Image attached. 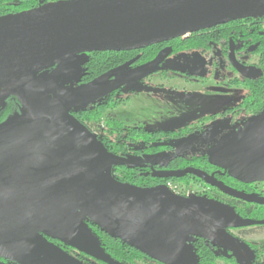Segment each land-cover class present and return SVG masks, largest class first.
<instances>
[{
    "label": "water",
    "instance_id": "1",
    "mask_svg": "<svg viewBox=\"0 0 264 264\" xmlns=\"http://www.w3.org/2000/svg\"><path fill=\"white\" fill-rule=\"evenodd\" d=\"M259 16L264 0H56L0 15V112L8 98L18 104L0 121V256L18 264H83L48 237L118 264L92 234L90 220L163 264H195L187 237L205 238L230 249L238 264H253L252 250L226 228L264 220L242 218L210 198L175 194L164 184L142 187L117 180L113 167L145 164L109 152L71 114L122 86L138 87L168 52L50 93L74 83L81 54L141 49ZM229 56L241 74L255 70L236 62L232 49ZM208 162L225 163L228 174L242 182L263 179L264 108ZM152 173L194 174L229 196L264 204V197L234 190L194 167Z\"/></svg>",
    "mask_w": 264,
    "mask_h": 264
},
{
    "label": "flooded vegetation",
    "instance_id": "2",
    "mask_svg": "<svg viewBox=\"0 0 264 264\" xmlns=\"http://www.w3.org/2000/svg\"><path fill=\"white\" fill-rule=\"evenodd\" d=\"M241 20H245V22H243L242 24H244L245 27L248 29L249 35L247 36L242 35L237 40L228 38L227 40L218 39L216 41H210L208 43L209 45L208 49L202 48V49H193V50L191 49L175 50L172 47H169L168 42L170 40L162 42V45L158 53L168 52V54L162 60L157 70L147 74L146 76L141 78L138 82H136L138 87L143 88L142 92L144 91L151 92V93L157 92L164 98L168 96L174 97L176 96V94H173L175 91L176 92L177 91L187 92L193 86L206 87L207 84L212 83L214 84L215 93L219 95H223V93L228 94L229 92H231V94H234V95L230 99V103L221 105L218 110H214L203 116H198L194 120L189 121L185 123L183 126L177 127V128H160V127L149 128V127H146L143 122H138L137 124L129 125L119 120L118 118L113 117L114 119L123 123V126L125 127L129 126V127L138 128L139 126H141L146 131H150V132L157 131V134L160 136L159 138H163L164 136H167V138H170V140L168 139V141L166 139H163L159 142H156V144H159L158 147H160V149H156L150 152H144L143 154H147V153L152 154V159H154L155 162L164 161L168 156L170 157L171 154H180V155L184 154L185 156H199L203 154H209V155L214 154L224 144H226L237 132L243 129L249 122H251L254 119V117H256L262 111L264 107L261 110H258L252 106V104L255 105L256 103H258L257 100L248 101V103L246 104L245 98L250 94L252 86L253 88L259 87V83H260L259 81L261 77L263 76V70L261 67V64H262L261 54L259 53V48L264 46V16L248 17V18H243ZM227 23H224V24H227ZM224 24H219V25H224ZM219 25H216V26H219ZM216 26H213V27H216ZM190 34L191 33L185 34L183 36H180V38H186ZM230 49L233 50L234 59L236 62L242 65H246V66H253L255 70L257 69L258 70L249 71L248 75H243L240 72H238L230 61V56H229ZM192 51L211 58L209 62L211 65V69L208 70L210 71L209 73L206 72V73H200L196 75L185 69L177 70L167 65H164L165 61L167 60L169 56L173 54H177L179 52H192ZM214 56H216L219 60L217 61ZM218 67L219 69H217L216 71V68ZM228 71H231V73H229ZM156 75L158 79H161L162 81L156 84H152V85L149 84L147 81ZM174 75H177V76H174ZM173 79L180 80L184 84V86L181 88H175V83L170 84L168 82ZM121 88H123V86ZM121 88L115 90V92L118 91L117 95L122 96V97L123 96L126 97L127 95H131V94L137 95L141 93V91L140 92H121L119 91L121 90ZM8 100L9 101L7 102L11 101L15 103L14 99L8 98ZM217 118L225 121V128L222 131L223 133L215 141H213L212 143H209L206 147L201 148V149L196 148L194 150L185 151L184 148L177 147V145L179 144L184 145V144H189L192 141H194L197 138V135H199V133L203 130L204 125L206 123L215 121ZM174 139H176V142H174ZM142 145H143L142 148L147 147L144 143H142ZM182 145H180V147ZM159 153H162V155ZM179 159H176L173 161L172 167L167 166L164 168L158 165L152 166V165L147 164L145 166L140 167V169L145 170L146 171L145 174H150L152 173V170H176V169H183L186 167H194V168H197V169H200L206 172L209 175H213V177L216 180L222 182L223 184H225L226 186L234 190L241 191L247 194H252L260 198L264 197V178L257 179L252 182H242V181H239L231 177L228 174V171L225 168V163L223 166L219 167V166L209 163L208 157H207L206 163H201L199 166H196L193 163L182 166L181 164L182 162H180ZM113 168L117 169V167H113ZM182 176H184L182 179L184 181L195 183L196 181L200 180L201 182H198V183H201L202 185L205 186V188L202 189L201 193L194 194L195 196L206 197V198H210V199L225 203L233 207L234 210L242 218L264 220V204L248 202V201H244V200L229 196L221 192L216 187L210 186L209 184L205 183L202 179L196 177L194 174L185 173ZM180 177H175V178H180ZM158 178H161V179L156 180L153 183V185H158V184L166 185L168 182L172 181L171 178H174V177H170V178L158 177ZM258 226H264V223L263 224H253L250 226H241V227H227L226 230L234 237L235 240H240V241L245 242L248 245V247L252 250V253L254 256L252 258L253 264H264V246L259 247L258 245H255V244H252L246 241L243 237H235L232 233V230H236V229L242 230L246 227H258ZM69 248L76 250L81 256L84 255V256H87L88 258H93L77 250L74 247L65 246V249H69ZM217 250L219 252L217 260L229 262L230 264H238L235 258L233 257L230 249L227 248L224 250L222 246H217ZM243 256L245 257L244 253H243ZM150 260L154 262H159L153 259H150ZM79 261L83 264H89V261L87 260H79ZM94 261L99 264H102L97 259H94Z\"/></svg>",
    "mask_w": 264,
    "mask_h": 264
},
{
    "label": "trees",
    "instance_id": "3",
    "mask_svg": "<svg viewBox=\"0 0 264 264\" xmlns=\"http://www.w3.org/2000/svg\"><path fill=\"white\" fill-rule=\"evenodd\" d=\"M56 1V0H0V15L20 12L39 5L42 2ZM245 20L236 19L229 21L227 24L219 25L216 27L204 29L198 32H192L186 38H176L168 42L169 47L175 50L181 49H202L209 48L208 43L210 41H216L218 39L227 40L238 39L242 35H249L248 29L244 24ZM162 42L156 43L145 48L129 50V51H92L80 55V59L76 64L78 77L74 81V87L87 83L96 77L111 71L117 70V73L126 71L136 66L145 64L152 60V58L159 52ZM261 54V67L263 70V76L260 79L259 87H251L250 94L245 98L246 104L248 101L257 100L258 103L252 106L255 109L261 110L264 107V46L259 48ZM132 85V84H130ZM142 87H129L126 91L121 88V92H139L142 91ZM117 92V93H116ZM113 91L100 99L88 103L81 108L71 110V114L82 124L86 121L98 120L103 111L107 108H112L118 104L127 101V98L117 95L118 91ZM15 100V99H14ZM9 101V100H7ZM7 107L0 112V121L4 120L9 114L18 109L17 101L7 102ZM107 129L103 133V137H99V141L103 146L111 153L129 158L131 161L140 164H149L152 166L172 167L173 161L179 159L182 162V166L193 163L199 166L201 163H206V158L209 154H203L199 156H185L180 154H171L164 161L155 162L152 159V154L144 152L154 151L160 149L159 142L163 139H168L167 136L159 138L157 131H146L141 126L129 127L123 126V123L114 118H108L105 121ZM173 138V137H171ZM178 141V140H177ZM176 142V139H174ZM142 143L147 147L142 148ZM164 145V144H163ZM162 155V153H159ZM120 171L117 180L122 182L131 183L138 186H152L156 180H160L158 176L153 173L145 174V170H141L140 167L127 168L126 166H116ZM174 167V166H173ZM184 176L180 178H171L172 180H182ZM163 181V180H162ZM188 185L189 181H185ZM201 182L200 180L196 181ZM92 234L96 240L99 241L101 247L105 253L118 264H126L127 261H132L135 258L146 257L145 254L140 252L130 241L120 238L118 234L109 232V228H101L98 224L86 220ZM112 233V234H111ZM187 242L190 244L195 258V264H215L218 258L217 243L211 242L202 237H187ZM49 242L57 244L59 242L56 239H50ZM61 249L64 250L65 246L72 247L70 245L59 242ZM65 245V246H64ZM64 248V249H63ZM66 250V249H65ZM103 264H109L105 261L99 260ZM0 264H18L8 258L0 256Z\"/></svg>",
    "mask_w": 264,
    "mask_h": 264
},
{
    "label": "rangeland",
    "instance_id": "4",
    "mask_svg": "<svg viewBox=\"0 0 264 264\" xmlns=\"http://www.w3.org/2000/svg\"><path fill=\"white\" fill-rule=\"evenodd\" d=\"M216 60L219 59L214 56ZM210 57L201 55L196 52H179L173 54L167 58L164 65H167L174 69H185L196 75L200 73H209L211 69ZM218 68H216L217 71ZM231 73V71H228ZM173 76V75H172ZM177 76V75H174ZM157 75L149 79L147 82L149 84H156L161 82ZM170 84L175 83V88H181L184 84L177 79L168 81ZM213 82V81H212ZM210 83V82H209ZM132 85L129 84V87ZM74 83L70 86L67 85L66 88H61L58 91H52L50 95L56 96L59 91L72 90ZM128 85L123 86V90L126 91ZM214 84H207L204 86H193L187 92L175 91L173 94L176 96H168L166 98L162 97L157 92H142L134 95H127L123 98H129L117 106L112 108H107L103 111L98 120L86 121L84 125L93 133L96 137H103V133L107 129L105 121L108 118H118L119 120L125 122L129 125L137 124L138 122H143L146 127L149 128H177L183 126L185 123L194 120L198 116H203L214 110H218L223 104L230 103V99L234 94L229 92L228 94L223 93L219 95L215 93ZM140 92V91H139ZM171 97V98H170ZM225 128V121L217 118L215 121L206 123L203 130L197 135V138L189 144H179L178 148H184L187 150H194L196 148H204L209 143L215 141L223 132ZM180 145H182L180 147ZM120 171L116 168L112 169V175L118 178ZM197 177V176H196ZM175 178V177H174ZM169 189L178 191L182 195H186L187 191L192 192V194H200L202 189L205 188L201 183H191L187 184L184 180H172L166 184ZM235 237H243L246 241L258 245L259 247L264 246V226L258 227H246L242 230H232ZM61 247L59 243L56 244ZM64 249V248H63ZM69 255L73 256L79 260H87L89 264H99L94 261L93 258H88L87 256H81L74 249H66ZM152 258L140 257L135 258L132 261H127L126 264H163L161 262H154L150 260ZM154 260V259H153ZM103 264V263H102ZM215 264H230L222 260H217Z\"/></svg>",
    "mask_w": 264,
    "mask_h": 264
},
{
    "label": "built area",
    "instance_id": "5",
    "mask_svg": "<svg viewBox=\"0 0 264 264\" xmlns=\"http://www.w3.org/2000/svg\"><path fill=\"white\" fill-rule=\"evenodd\" d=\"M170 190H171L173 193H175V194L182 195V194H180L178 191H174V190H172V189H170ZM190 195H193L192 192L187 191V192H186V195H182V196H190Z\"/></svg>",
    "mask_w": 264,
    "mask_h": 264
}]
</instances>
